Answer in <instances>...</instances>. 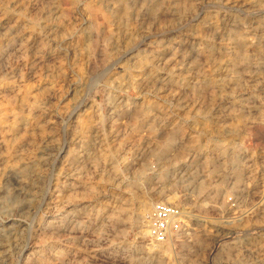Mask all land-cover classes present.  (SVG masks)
<instances>
[{
  "label": "rangeland",
  "instance_id": "374dc122",
  "mask_svg": "<svg viewBox=\"0 0 264 264\" xmlns=\"http://www.w3.org/2000/svg\"><path fill=\"white\" fill-rule=\"evenodd\" d=\"M0 91V264H264V0H0Z\"/></svg>",
  "mask_w": 264,
  "mask_h": 264
},
{
  "label": "built area",
  "instance_id": "2783aa9c",
  "mask_svg": "<svg viewBox=\"0 0 264 264\" xmlns=\"http://www.w3.org/2000/svg\"><path fill=\"white\" fill-rule=\"evenodd\" d=\"M228 204L234 210H239V201L235 197L227 198ZM186 227V216L181 206L163 201L155 202L147 217V238L151 244H163Z\"/></svg>",
  "mask_w": 264,
  "mask_h": 264
},
{
  "label": "bare ground",
  "instance_id": "6f19581e",
  "mask_svg": "<svg viewBox=\"0 0 264 264\" xmlns=\"http://www.w3.org/2000/svg\"><path fill=\"white\" fill-rule=\"evenodd\" d=\"M119 3V2H118ZM124 4V3H123ZM156 7H157V5H156ZM124 8V7H123ZM1 92V91H0ZM39 101V100H38ZM13 103V102H12ZM21 104V103H20ZM19 107V106H18ZM17 109V108H16ZM33 111V110H32ZM18 113V112H17ZM16 114V113H15ZM25 119V118H24ZM6 137V136H5ZM16 142V141H15ZM167 143V142H166ZM164 144V143H163ZM13 145V144H12ZM167 148V144H164V146L162 147V151L163 152H166L165 151V149ZM73 156V155H72ZM17 158V157H16ZM15 158V159H16ZM6 161H7V159H6ZM10 161V160H9ZM14 162V161H13ZM15 164V163H14ZM9 166V165H8ZM17 167V166H16ZM11 168V167H10ZM238 176V175H237ZM236 176V177H237ZM202 187H203V185H200V189L202 190ZM156 195H159V196H166V191L163 189V188H161V189H159V190H157V192H156ZM173 197V196H172ZM169 199H170V197L169 198H163V199H159V201H163V202H168L169 201ZM150 201L151 200H142L140 203H139V206H138V210H137V212L135 213V215H134V219H135V221H136V223H138V224H140V225H138V226H145L146 227V217H147V215H148V213H149V211H150V209H151V207H152V205L154 204H151L150 203ZM137 209V208H136ZM133 219V220H134ZM145 219V220H144ZM146 234H147V229H146ZM177 236V235H176ZM175 236V237H176ZM174 238V237H173ZM163 245H164V248L165 249H168L169 248V246H170V240H168V241H166L165 243H163ZM162 248V247H161ZM164 249V250H165ZM153 252V251H152ZM160 254V253H159ZM164 254V253H163ZM154 255H155V253H154ZM160 256V255H159Z\"/></svg>",
  "mask_w": 264,
  "mask_h": 264
}]
</instances>
